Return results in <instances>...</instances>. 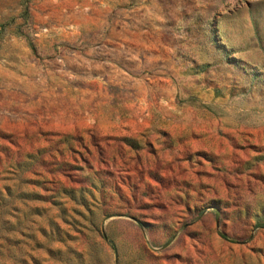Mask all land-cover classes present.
I'll use <instances>...</instances> for the list:
<instances>
[{"label":"rangeland","instance_id":"1","mask_svg":"<svg viewBox=\"0 0 264 264\" xmlns=\"http://www.w3.org/2000/svg\"><path fill=\"white\" fill-rule=\"evenodd\" d=\"M0 264H264V0H0Z\"/></svg>","mask_w":264,"mask_h":264}]
</instances>
